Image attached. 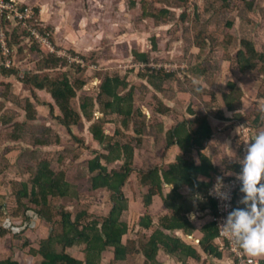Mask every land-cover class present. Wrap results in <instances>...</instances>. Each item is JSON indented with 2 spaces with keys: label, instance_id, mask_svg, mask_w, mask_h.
<instances>
[{
  "label": "trees",
  "instance_id": "trees-1",
  "mask_svg": "<svg viewBox=\"0 0 264 264\" xmlns=\"http://www.w3.org/2000/svg\"><path fill=\"white\" fill-rule=\"evenodd\" d=\"M179 1L185 6L190 3V0ZM209 1L210 6H213L218 0ZM222 6L228 8L229 4ZM252 7L253 4H249L248 10H252ZM169 11L165 10L164 12L170 14ZM194 15L196 18L199 17L197 13H194ZM149 16L154 17L155 15L151 14ZM182 20H189L187 13L182 16ZM17 24H14L15 29L8 35L12 46L17 39L26 36L28 40L29 36L25 31L17 32L21 28L20 23ZM232 26V21H228L227 28ZM225 34L222 43V41H217L215 37L208 34L205 29L197 30L194 33L199 48L201 50L208 48L209 55L202 59L200 63H196L195 67L192 68L194 72L191 71V74L195 73L198 77L204 78L206 83H212L211 78L209 79L213 72L211 51L215 47L224 44L225 48L228 49V46L234 44V37ZM29 42L31 45H28ZM24 46L30 47L33 53L30 58H33L31 61H34L35 66L33 71L30 70L25 73L22 82L32 89L34 98L38 99L35 94L37 90L47 91L56 103V106L50 103L53 115L59 109L58 112L61 116L55 115L56 119L73 135H75V127L86 126L87 121L91 122L89 130L92 140L103 145L105 150L102 152V150L93 149L95 156L88 161L89 173L93 175L91 178L92 191H108V202L111 201L112 208L107 216H102L91 212L89 203L81 205L83 207L77 213L71 211L65 202L59 203L58 200L77 199L82 195L78 187L66 179L68 167H65V159L71 151L66 148L65 151L68 152L61 154L58 159L61 163V170L57 172L53 167V160H41L43 151L29 149L19 156V162H16L14 166H8L12 170L15 168L17 172L16 177L11 180L12 193L3 196L0 194V218L9 217L10 220L12 219L13 225L15 220H21V226L24 225L25 230L14 234L10 228L0 226V238H5L7 234L18 239L24 238L21 236L28 234L29 230L27 229L32 228L31 223L34 219L39 221L38 224L41 221L50 224L53 227L50 235L42 237L39 243L35 241L39 247H34L33 239L28 237L22 245L18 246L20 250H26L27 247L24 246H31L29 253L39 259L36 264H103L105 255L109 251H113L114 255L112 264H130L126 263L130 255H142L144 257L143 264H158L157 254L160 249L179 254L180 257L184 255L186 257H199L196 249L190 244L181 239L165 235L161 230L155 231L151 236H142L136 241L124 243L123 237L129 231L122 221L124 211L128 208L125 187L131 181L133 175L136 174V184L140 187L146 186L149 188L144 197L146 207L149 206V201L154 195H163L164 182L170 183L178 180L180 183L176 185V188L185 184L190 190L199 194H209L213 184L198 181L199 175L208 171L209 166L204 162L201 167H197L191 154L196 148L197 150L203 149L206 142L212 138L214 130L212 125L209 124L210 116L218 112V117L224 120L220 107L218 109H207L205 114L199 115L189 108L190 116H194L192 123L183 121L166 133V146L178 145L183 153L182 156L177 158V162L171 164L166 171L159 166L137 168L134 166L136 148L142 146L143 141L151 136L158 141L160 131L163 130L162 123H152L154 116L163 117L172 114V110L164 104L158 93L163 92L165 82L174 73H164L162 69L161 72L159 70L155 71L156 73H151V77L147 75L148 72L143 74L144 81H148L144 85L145 92L155 91L156 93L155 115L151 116L138 103L136 93L138 89L130 85L131 80L128 76H121L120 74L105 76L98 97L89 95V97L83 99L81 92L85 90L87 81L85 79H73L70 76L65 69L70 64L67 58L47 53L43 47L32 43L31 39L26 41ZM226 55L233 59L240 74L246 75L247 73L257 72L264 77V50L256 47L254 39L243 37L235 54L230 55L227 52ZM199 56L201 55L196 57ZM138 60L149 63L151 58L149 54H141ZM56 71L61 72L62 75L54 77L52 74ZM19 74L18 64H14L10 69H2L0 78H10L12 76L15 78ZM187 79L188 82L195 84L194 80H190L191 78ZM3 84H6L7 92L13 86L12 81L3 82ZM199 89L198 93L202 94L204 89L202 86ZM228 89L230 92L223 94L222 99H224L226 109L230 113L237 114V107L241 104L242 94L235 83H229ZM209 96L214 102L217 95L209 93ZM144 98L145 95L140 96L139 101H144ZM80 99L84 100L80 107L81 110L74 107L73 104L74 100ZM33 106L32 101L26 98L24 108L27 111L28 120L15 121L12 131L7 133V138L10 141L18 142L29 132L33 138L34 146L48 147L54 143L55 138H57V144H60V135L54 136V130L50 126H36L33 124L39 115L38 109H34ZM97 106L99 109L96 108ZM97 110L101 114L100 117L95 115ZM11 119L3 118V121L6 123L12 121ZM261 119L262 114L258 112L251 118L245 117L239 121L257 127ZM111 123L122 125V127H119L116 133L112 134L107 128L108 124ZM33 126H36V128ZM86 142V139H77L79 146L86 150L92 149V147H87ZM9 151L10 149H5L4 153L7 154ZM79 156L80 154L76 153L74 158L79 159ZM203 159L207 158L203 157ZM117 162L123 164L119 168L110 169V164ZM240 195L241 193L237 191L234 198L235 206H238L237 201ZM11 196L13 198L12 210L6 207V199L11 198ZM165 203L169 205L167 200H165ZM180 207L173 209L172 217L174 220L181 218ZM145 220L151 221L148 215L144 217ZM210 228L203 229L205 237L201 242L202 247L205 252L220 257L224 254L219 251V245L216 242L219 239V229L216 223ZM183 230L188 232V229ZM0 264H20V261L11 258V256H2L0 257Z\"/></svg>",
  "mask_w": 264,
  "mask_h": 264
},
{
  "label": "rangeland",
  "instance_id": "rangeland-1",
  "mask_svg": "<svg viewBox=\"0 0 264 264\" xmlns=\"http://www.w3.org/2000/svg\"><path fill=\"white\" fill-rule=\"evenodd\" d=\"M35 1L23 0L19 3L25 7L36 6V9L39 10V4ZM48 1L51 2V0ZM225 4H229V7L223 8L222 5ZM249 4H253L252 10H248ZM72 5L75 7L74 4ZM209 6V0H190L188 6L179 0H99V2L94 0L90 9H86V13L81 14L80 17H77V13L73 14L75 16L73 22L66 23L65 19L63 22L60 21L59 27L57 26L59 33L56 34V25H48L39 15L38 19L42 20V30L51 33L52 40H54L53 42H55L59 52L55 55L67 58L70 62L69 66L65 68L70 76L73 79H85L87 81L85 90L81 92L83 99L89 95L98 97L105 76L120 74L121 76H128L131 80L130 85L137 87L138 103L144 107L146 113L153 116L155 115L154 106L157 104L156 93L155 91L145 92L144 85L148 81H144L143 74L148 72L147 75L151 77V73H156L159 70L161 72L163 69L164 73H174V75L165 82L163 92L158 93L159 97L170 106H173V101L177 102L179 108H176L174 115L185 117L187 114L190 116L189 108L198 115L205 114L210 108L218 109L222 105L220 103L222 102V95L230 92L229 83L237 85L241 83L247 93L253 94L252 87L257 82L259 94L255 90L254 99L257 94L260 97L264 94V83L262 82L264 79H261V74L257 72L246 75L240 74L233 59L226 55L227 52L230 55L235 54L243 37L254 39L256 47L264 50V0H218L215 5ZM67 8L72 10L71 5ZM81 8H85L84 5H81ZM165 10H170V14H165ZM185 13L188 14L189 20L183 21L182 16ZM194 13H197L199 17L196 18ZM151 14L155 16H149ZM228 21H232V27L227 28ZM10 26L13 31L15 26ZM202 29H205L208 34L215 37L217 41H222V43L225 39V33L234 37V44L228 46V49L225 48L224 44L211 51L213 71L212 76L209 77L211 84L206 83L204 78L198 77L195 73L191 74L196 63H200L209 55L208 48L201 50L194 37L195 31ZM24 31L26 32L25 29L19 28L17 32ZM28 40H30L29 36ZM28 40L24 36L17 39L13 46L10 45L13 50V57L17 59L16 63L19 67H23L22 70L20 69L18 77L0 78V194L3 196L12 193L11 180L16 177L17 172L15 168L14 171L8 166H14L16 162H19V156L24 151L29 149L43 151L41 160H53V167L59 172L61 163L58 159L61 154L68 152L65 151L68 148L71 152L65 159V167H68L66 179L76 185L82 195L77 199L58 200V202H65L74 213L79 212L83 207L81 205L89 203L91 212L103 216L110 209L109 192L92 191L91 178L93 175L89 173L88 169V161L95 156L93 149L104 152L103 145L93 142L89 130L90 121H87L86 126L81 125L74 128L76 137L56 119L55 115L61 116L58 112L59 109L53 115L50 103L55 106L56 103L52 96L47 91L37 90L35 94L38 99H36L32 89L22 82L25 73L30 70L33 71L35 66L34 61H31L33 58H30L32 57L30 55L33 54L30 47L24 46ZM9 44L11 43L9 42ZM28 45L31 43L29 42ZM44 50L53 54L51 50ZM141 54L150 55L149 63L138 60ZM198 55L201 56L196 57ZM52 75L56 77L62 73L56 71ZM187 78L194 80L195 84L188 82ZM258 79H261L262 84L258 83ZM10 81L13 82V86L7 92L8 88L3 82ZM201 86L204 90L202 94H199L195 89L196 87L201 88ZM209 93L217 95L214 102H212ZM144 95V101L140 102V96L143 97ZM26 98H29L34 104L33 108L39 111L37 120L31 122L36 126H50L54 130V136L60 135V144H57V138H55L54 143L48 147L34 146L33 138L29 132L18 142L10 141L7 138V133L12 131L15 121L28 120V114L24 108ZM254 99L251 96L247 99L249 102L252 101V107L254 106ZM82 101L84 100H74V107L81 110ZM96 108L99 109L98 106ZM96 112L95 115L100 117L99 110ZM251 112L253 109L247 112L248 118H251ZM3 118H12V121L5 123ZM159 121H161V117L154 116L152 123L158 124ZM244 124L246 127L250 126L254 129L252 125L245 122ZM36 126L33 127L36 128ZM236 126L241 129L239 124ZM119 127L122 125L119 126L116 123L107 126L112 134H115ZM76 138L79 140L86 139L87 147H92V149L86 150L79 146ZM151 138L153 137L147 138L143 141L142 146L136 148L137 161L134 162V166L142 167L147 160L151 159L154 162V155L151 154L153 150L151 146L153 139ZM5 149H10V151L5 154ZM76 153L80 154L79 159L74 158ZM122 164V162H117L110 164L109 167L110 169L119 168ZM135 183L136 181L126 186L125 191L127 187L130 191ZM6 201V207L12 210V196ZM5 221H8L10 225L5 228H10L14 234L25 230V226H21V220H15L13 225L12 219L4 216L0 218V226L4 227ZM38 222L37 219H34L31 223L32 228L27 229L29 230L28 234L21 236L24 238L18 239L9 234L3 239L0 238V257L11 256L15 260L23 261V264H36L39 259L29 253L31 246H24L27 247L26 250H20L18 246L22 245L28 237L33 239L34 247H39L35 241L39 243L42 237L50 235L53 227L47 222L41 221L39 224Z\"/></svg>",
  "mask_w": 264,
  "mask_h": 264
},
{
  "label": "crops",
  "instance_id": "crops-1",
  "mask_svg": "<svg viewBox=\"0 0 264 264\" xmlns=\"http://www.w3.org/2000/svg\"><path fill=\"white\" fill-rule=\"evenodd\" d=\"M97 1L99 2V0ZM18 2H23V0H18ZM92 2H94V0H51V2L48 0L35 1V3L39 4L40 16L42 17L43 21L48 25H56L55 34L59 33L58 25L60 24V21L63 22L65 19L66 23L73 22V19L75 18L73 14L77 13V17H80L81 14L86 13V9H90ZM63 4L65 5L63 6ZM72 4H74L75 7ZM70 5L72 6V10L67 8V6ZM81 5H84L85 8H81ZM58 42L61 43L62 41ZM261 79L263 80L264 77L261 76ZM261 79L257 80L258 83H261ZM256 85L257 82L255 83V86L252 87L253 94L247 93L242 87L241 83L237 85L239 91L242 94L240 98L241 104L237 107V114L230 113L226 109L224 99L221 98L222 102L220 103L222 105L220 106V109L223 112L224 120H221L218 117V112H215L212 116H210L209 124L212 125L214 134L212 138L206 142V145L203 149L197 150L196 148L191 154L197 167H201L204 162H206L209 166L208 171L199 175V182L212 185L215 183V179L218 175L222 176L223 178H228L234 173L238 172L240 166L236 162L235 157L230 158L225 153L230 152L232 149V151L235 153V156H238L240 149V139L238 135L239 129L236 125L242 124V122L239 120L248 117L247 112H250L252 109L253 112L250 113L251 117L255 113H258V104L260 102H264V94L263 97L258 95L259 88L258 85ZM255 90L258 91V97L256 96L254 99L253 95ZM249 96L254 99L253 107L251 106L252 101L249 102L247 100ZM173 102V106H170V104L164 102V104L172 110V114L161 117V121H159L158 124L162 123L163 130L160 131L158 141L154 137L151 138L153 139L151 143V146L153 147L151 154L152 156L154 155V162L153 159L147 160L146 163L142 165V168L159 166L166 171L169 166L171 164H175L177 162V158L183 154L178 145L171 144L170 146H166V133L183 121H189L191 124L194 120V116H189L187 114L185 117H178L179 115H174L176 108H179V104H177L175 101ZM253 127V135L258 130L264 129V118L260 120L257 127ZM220 145H222V147H220ZM203 157L207 159L204 160ZM136 159L137 157L135 156L134 162L137 161ZM210 160L217 161L213 163ZM135 167L141 168V166ZM136 176L137 175L134 174L127 186L133 184V182L137 180ZM136 183L132 185L133 187L130 191L128 190V187L125 191L128 198V208L124 211L122 221L126 224L129 231L123 237L124 243L136 241L142 236H151L155 231L161 230L165 235L181 239L182 241L190 244L196 249L199 257H186L185 255L180 257L178 256L179 254L170 253L165 249H160L157 254L158 264H233L230 258L227 259L225 257L227 256L226 254L218 257L210 252H205L202 247L201 242L205 237V231H203V229H209L210 227L212 228V226L215 224L213 221V215L216 212V203L209 197V194H199V197H197L195 195L197 192L190 190L185 184H182L179 188H176V185L180 183L178 180L171 181L170 183L164 182L162 190L163 195H154L149 201V206L146 207L144 197L145 194L148 193L149 188L146 186L140 187ZM165 200L168 201L169 205L165 203ZM109 207L110 209L104 214L105 216H107L111 211V201H109ZM176 207H180L182 215L180 219L174 220L172 215L173 209ZM190 212L195 213L194 219L189 218ZM146 215L150 217V222L146 220L144 221V217ZM183 229H188V232H185ZM216 242H218V240H216ZM249 256L257 259L259 264H264V253ZM113 257V251L107 252L103 264H112ZM143 262L144 257L142 255H130V258L126 260V263L130 264H143ZM20 264H23V261L21 262L20 260Z\"/></svg>",
  "mask_w": 264,
  "mask_h": 264
},
{
  "label": "clouds",
  "instance_id": "clouds-1",
  "mask_svg": "<svg viewBox=\"0 0 264 264\" xmlns=\"http://www.w3.org/2000/svg\"><path fill=\"white\" fill-rule=\"evenodd\" d=\"M195 90L200 91L199 87ZM258 111L264 118V102L258 104ZM244 142L246 148L242 157L235 156L231 148L230 152L225 153L230 158L235 157L240 166L235 179L239 182L238 191L241 195L238 206L230 207L218 224L224 238L244 253L256 255L264 253V129L258 130L250 140ZM210 161L215 163L217 160ZM195 195L199 197V193ZM209 195H215L229 208L227 202L231 200V192L222 176L216 177ZM189 218L194 219L195 213L190 212ZM3 226L9 227V222L5 221Z\"/></svg>",
  "mask_w": 264,
  "mask_h": 264
},
{
  "label": "built area",
  "instance_id": "built-area-1",
  "mask_svg": "<svg viewBox=\"0 0 264 264\" xmlns=\"http://www.w3.org/2000/svg\"><path fill=\"white\" fill-rule=\"evenodd\" d=\"M40 16V10L36 9V6H21L17 0H0V71L2 69H10L16 63V58L13 57V50L9 44L8 35L12 31L10 25H18L20 23L21 28L25 29L32 43L44 47L46 50H51L53 54H59L55 42L52 40V36L42 30V20L38 19ZM9 22V24H8ZM13 22L14 24H12ZM23 67H21V70ZM247 125V124H246ZM239 129V153L238 157H242L246 148L244 141L250 140L253 136V129L250 126H245L244 123L240 124ZM237 173V172H236ZM225 186L230 189L231 200L227 203L229 208H226L225 202L221 201L215 195H209L216 203V212L213 215V221L216 223L219 229V224L226 212L230 210V207L234 205L235 194L238 191L239 182L235 179V173L228 178H223ZM212 188V187H211ZM210 188V189H211ZM219 250L223 254H227L233 264H258L257 260L242 250L238 249L232 242L224 238L220 234L219 230Z\"/></svg>",
  "mask_w": 264,
  "mask_h": 264
}]
</instances>
